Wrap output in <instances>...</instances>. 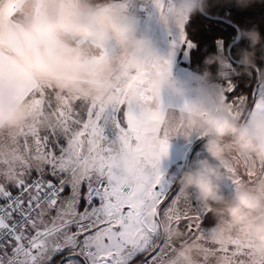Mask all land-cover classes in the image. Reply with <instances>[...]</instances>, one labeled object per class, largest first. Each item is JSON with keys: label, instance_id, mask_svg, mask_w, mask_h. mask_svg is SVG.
Returning <instances> with one entry per match:
<instances>
[{"label": "rangeland", "instance_id": "rangeland-1", "mask_svg": "<svg viewBox=\"0 0 264 264\" xmlns=\"http://www.w3.org/2000/svg\"><path fill=\"white\" fill-rule=\"evenodd\" d=\"M97 2L109 3L139 17L141 32L154 42L155 59L147 61L143 68L125 71L116 77L119 86L114 90L116 99L112 103L86 97L81 90L61 92L54 87L34 84L23 104L40 114L41 119L47 115L49 120L33 129L11 130L0 140V185L14 186L39 174L53 179L47 173L53 167L63 166L66 181L95 180L103 175L123 176L129 183H135L141 175H151L156 182L162 181L171 187L183 169L191 168L197 159L206 155L202 145L190 154L186 165L192 144L201 136L186 137L179 117L194 107L200 96L196 91L194 74L197 73L179 62L188 60L190 50L185 45L183 28L166 29L160 23L159 16L171 0ZM219 48L225 60L226 77L233 66L225 55L223 42ZM153 77L179 80L189 92L177 97L164 90L159 99H154L147 87ZM224 84L210 83L211 95L218 99V110L238 122V115L243 117L247 109L241 104L225 103ZM262 84L264 75L258 86ZM129 91L135 92V101L127 99ZM219 163L225 174L222 191L229 199L235 188L264 181L263 164L244 154L233 152ZM173 194L175 198L164 204H160L159 197L144 201L139 223L114 250L116 261L127 264L148 240L147 252L155 247L159 249L151 264H172L177 250L189 244L201 246L194 253L197 264H264V255L253 254L256 242L242 240L234 228L228 230L229 239L217 237L219 217L197 200L194 191L182 189L178 183ZM62 195H70V187H66ZM84 207L82 201L79 210L82 212ZM150 209L154 212L151 218ZM44 210L47 215L43 224L37 221L38 227L51 224L59 211ZM166 228H175L179 235L166 237ZM111 230L105 228V231ZM55 239L50 238L53 243ZM64 253H68L67 250ZM109 264H114L113 260Z\"/></svg>", "mask_w": 264, "mask_h": 264}, {"label": "clouds", "instance_id": "clouds-1", "mask_svg": "<svg viewBox=\"0 0 264 264\" xmlns=\"http://www.w3.org/2000/svg\"><path fill=\"white\" fill-rule=\"evenodd\" d=\"M251 2L235 0L240 7ZM206 8L207 0H171L159 16L160 23L166 29H180ZM242 38L249 47L241 50L236 63L250 73L258 68L255 50L261 44V34L255 26L240 28L236 39ZM220 44L217 41V54L207 58L206 64L218 63L217 75L224 77ZM155 56L154 42L141 32L139 17L109 3L0 0V129H33L49 120L47 115L41 119L27 105L9 99L17 87L38 84L61 92L81 90L86 97L112 103L119 86L116 77L143 68ZM260 59L264 60V55ZM194 75L200 100L182 112L179 120L186 137H206V155L181 171L178 183L182 189L194 191L197 200L219 217L218 238L229 239L228 230L234 228L242 240L256 242L254 255H264V181L235 188L229 199L222 191L225 174L219 163L236 152L264 164V113L250 115L245 123L237 122L218 110V99L209 87L212 73L206 69ZM147 87L154 99L164 90L177 97L189 92L183 82L167 77H153ZM127 99L135 101V92L129 91ZM152 215L150 209L149 218ZM164 232L168 238L179 235L175 228ZM200 248L185 245L177 250L172 264H197L194 253Z\"/></svg>", "mask_w": 264, "mask_h": 264}, {"label": "snow or ice", "instance_id": "snow-or-ice-1", "mask_svg": "<svg viewBox=\"0 0 264 264\" xmlns=\"http://www.w3.org/2000/svg\"><path fill=\"white\" fill-rule=\"evenodd\" d=\"M187 48L194 45L185 41ZM224 101L241 104L249 110H264V84L253 94V104L247 105V97L230 100L236 85L229 79L224 85ZM38 178L22 181L14 186L0 185V264H54V258L66 250L67 257L61 264H122L114 259V250L122 239L139 223V211L144 201L160 198L161 204L175 198L169 197L170 186L156 182L151 175H141L135 183L126 177L101 175L91 178L66 181L64 168L53 167ZM10 187H16L19 194L13 196ZM66 187L70 195L63 196ZM83 189V191H82ZM85 207L79 210L81 202ZM49 211L57 212L55 220L44 227ZM38 213V216L34 214ZM110 227L111 231H105ZM75 229V231H73ZM55 237V242L50 238ZM150 241L127 261L132 264L147 252ZM156 251L144 257L143 264H151Z\"/></svg>", "mask_w": 264, "mask_h": 264}, {"label": "trees", "instance_id": "trees-1", "mask_svg": "<svg viewBox=\"0 0 264 264\" xmlns=\"http://www.w3.org/2000/svg\"><path fill=\"white\" fill-rule=\"evenodd\" d=\"M205 13L215 18H209L197 13L183 27L184 40L190 41L194 46L189 50L188 60L179 62L182 66L197 74H202L206 69L209 70L212 73L211 83L224 84L231 79L236 85V89L234 93L230 94V100H233L234 97L246 96L249 99L248 106L251 107L253 103L252 90L254 87L257 88L261 77L264 75V60L260 59L261 55H264V0H252L246 7L238 6L235 0H207ZM253 26L257 27L261 34V44L257 45L255 50L258 68L250 73H245L236 62L240 59L241 50L249 47V42L246 39H240L238 43L231 46L229 56L226 48L235 38L238 29H250ZM217 41L223 42L225 55L233 66V71L226 77L217 75L218 63L206 64L207 58L217 54ZM242 118L238 122H241ZM205 139L206 137H199L194 141L188 156L200 148L204 144ZM177 186L178 180L176 179L168 192L169 197ZM156 249L157 247L145 252L132 264H141L144 261V257L156 251ZM67 255L68 253L57 255L54 259V264H60Z\"/></svg>", "mask_w": 264, "mask_h": 264}, {"label": "crops", "instance_id": "crops-1", "mask_svg": "<svg viewBox=\"0 0 264 264\" xmlns=\"http://www.w3.org/2000/svg\"><path fill=\"white\" fill-rule=\"evenodd\" d=\"M193 84H195V82ZM33 87H34V84L17 87L13 91H11V93L9 94V99L14 103H22L23 104L26 101V99L28 98L30 91H32ZM2 91H3V89L0 88V92H2ZM254 113H264V110H259V109L250 110L245 122H247L249 120L250 115H252ZM240 117H242V116L238 115L239 120H240ZM10 131L11 130H8V129H0V140L2 138H6L7 137L6 133L7 132L9 133ZM263 169H264V164H263Z\"/></svg>", "mask_w": 264, "mask_h": 264}, {"label": "water", "instance_id": "water-1", "mask_svg": "<svg viewBox=\"0 0 264 264\" xmlns=\"http://www.w3.org/2000/svg\"><path fill=\"white\" fill-rule=\"evenodd\" d=\"M203 15L204 16H206V17H209V18H215L214 16H211V15H209V14H207V13H203ZM237 35V34H236ZM238 41L239 40H237L236 39V36H235V38L228 44V46H227V48H226V52H227V55L229 56V53H230V48H231V46L233 45V44H236V43H238ZM259 76V75H258ZM256 91V87H254L253 88V90H252V94H251V96H252V99H253V94H254V92ZM249 109H247L246 110V112H245V114H244V116H243V118H242V120H241V122L240 123H244L245 122V120H246V118H247V116H248V114H249ZM188 161H189V156L186 158V165H187V163H188Z\"/></svg>", "mask_w": 264, "mask_h": 264}, {"label": "built area", "instance_id": "built-area-1", "mask_svg": "<svg viewBox=\"0 0 264 264\" xmlns=\"http://www.w3.org/2000/svg\"><path fill=\"white\" fill-rule=\"evenodd\" d=\"M36 178H38V177H31V178L26 179V180L30 182L31 180H34ZM26 180H24V181H26ZM11 193H12L13 196H16V195L19 194L18 189L16 187L11 191ZM3 203H4V201L0 200V204H3ZM37 215H38V213L34 214V216H37Z\"/></svg>", "mask_w": 264, "mask_h": 264}]
</instances>
